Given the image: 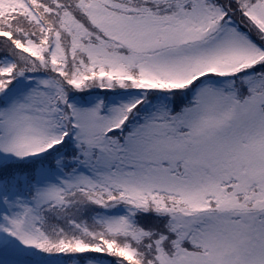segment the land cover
Listing matches in <instances>:
<instances>
[{"label":"snow or ice","instance_id":"obj_1","mask_svg":"<svg viewBox=\"0 0 264 264\" xmlns=\"http://www.w3.org/2000/svg\"><path fill=\"white\" fill-rule=\"evenodd\" d=\"M0 264H264V0H0Z\"/></svg>","mask_w":264,"mask_h":264}]
</instances>
